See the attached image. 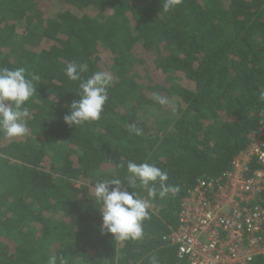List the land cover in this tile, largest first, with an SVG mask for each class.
<instances>
[{"label": "trees", "instance_id": "trees-1", "mask_svg": "<svg viewBox=\"0 0 264 264\" xmlns=\"http://www.w3.org/2000/svg\"><path fill=\"white\" fill-rule=\"evenodd\" d=\"M29 1L0 0V68L40 77L22 106L27 134L0 132V264H188L163 239L182 200L198 179H221L264 124V0H182L168 12L164 0H59L64 11L45 21ZM73 61L88 64L83 80L113 76L101 118L78 127L63 119L79 99L64 71ZM128 161L155 165L179 191L134 188L151 205L144 237L115 241L99 231L94 185H127Z\"/></svg>", "mask_w": 264, "mask_h": 264}, {"label": "built area", "instance_id": "built-area-1", "mask_svg": "<svg viewBox=\"0 0 264 264\" xmlns=\"http://www.w3.org/2000/svg\"><path fill=\"white\" fill-rule=\"evenodd\" d=\"M263 122L221 179H198L163 237L188 264H251L264 258Z\"/></svg>", "mask_w": 264, "mask_h": 264}, {"label": "clouds", "instance_id": "clouds-1", "mask_svg": "<svg viewBox=\"0 0 264 264\" xmlns=\"http://www.w3.org/2000/svg\"><path fill=\"white\" fill-rule=\"evenodd\" d=\"M182 0H164L163 10L168 12L178 6ZM88 64H78L73 61L64 69L66 76L71 81H79L80 91L76 94L78 100H73L69 113L64 116V122L69 127H78L87 122L97 121L101 118L104 105L108 101V88L113 76L106 71H96L86 80L81 79V74L88 71ZM19 67L15 70L0 68V132L7 138L22 137L27 134V118L29 112L22 110V106L37 92L34 81L40 77L29 74ZM153 100L160 105H167L168 101L161 95L154 93ZM264 101V94L259 97ZM136 135L142 134V129L136 124L129 125ZM121 163L120 167H123ZM127 185L120 179L99 181L94 185V202L101 205L98 208L102 223L98 226L102 235L111 234L115 241H140L144 237L143 222L149 218L151 207L148 200L142 199L133 191L139 187L147 190L149 197L156 196V189L152 185L159 183L160 197L167 193H176L178 187L167 186L168 174L155 165L147 162L137 164L127 162ZM128 189H131L129 191ZM69 264L64 257L51 256L47 264ZM150 264H158L157 257L150 258Z\"/></svg>", "mask_w": 264, "mask_h": 264}, {"label": "rangeland", "instance_id": "rangeland-1", "mask_svg": "<svg viewBox=\"0 0 264 264\" xmlns=\"http://www.w3.org/2000/svg\"><path fill=\"white\" fill-rule=\"evenodd\" d=\"M28 4L32 6L30 15H32L37 21L54 19L58 14L62 13L65 9V7L59 2V0H30ZM148 59L151 61L150 57ZM162 115L163 112L159 109L155 113L151 114L152 117L151 121L152 119L157 120L158 117H161ZM0 142H1V137H0Z\"/></svg>", "mask_w": 264, "mask_h": 264}]
</instances>
